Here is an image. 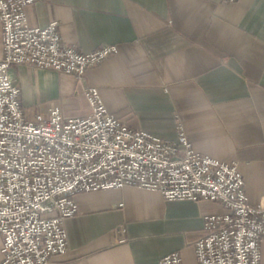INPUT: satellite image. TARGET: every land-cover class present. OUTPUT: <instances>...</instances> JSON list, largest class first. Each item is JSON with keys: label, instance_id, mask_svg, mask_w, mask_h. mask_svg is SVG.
Wrapping results in <instances>:
<instances>
[{"label": "crops", "instance_id": "0c3cea01", "mask_svg": "<svg viewBox=\"0 0 264 264\" xmlns=\"http://www.w3.org/2000/svg\"><path fill=\"white\" fill-rule=\"evenodd\" d=\"M27 18L39 28L57 21L62 41L84 53L118 46L81 83L16 67L29 119L48 118L55 107L65 118L86 117L84 89L97 87L108 111L130 126L178 142L181 125L197 152L236 163L250 203L264 206V0H37ZM75 201L79 213L65 222L68 252L51 264H158L176 252L197 264L205 217L226 212L135 186ZM1 246L0 238V261Z\"/></svg>", "mask_w": 264, "mask_h": 264}, {"label": "built area", "instance_id": "2783aa9c", "mask_svg": "<svg viewBox=\"0 0 264 264\" xmlns=\"http://www.w3.org/2000/svg\"><path fill=\"white\" fill-rule=\"evenodd\" d=\"M37 0H0V264H51L68 252L65 222L79 213L75 197L135 186L167 201L219 203L195 244L197 264H262L264 206L252 205L236 163L197 152L179 126L178 142L134 128L108 111L100 89L86 87L91 113L29 119L16 67L53 70L84 82L89 69L118 53L105 44L90 53L62 41L59 23L30 26ZM238 0H225L233 3ZM158 264H184L180 253Z\"/></svg>", "mask_w": 264, "mask_h": 264}]
</instances>
